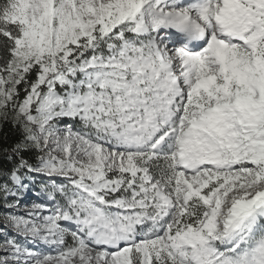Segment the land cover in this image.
<instances>
[{"label": "snow or ice", "instance_id": "1", "mask_svg": "<svg viewBox=\"0 0 264 264\" xmlns=\"http://www.w3.org/2000/svg\"><path fill=\"white\" fill-rule=\"evenodd\" d=\"M0 264H264V0H0Z\"/></svg>", "mask_w": 264, "mask_h": 264}, {"label": "trees", "instance_id": "2", "mask_svg": "<svg viewBox=\"0 0 264 264\" xmlns=\"http://www.w3.org/2000/svg\"><path fill=\"white\" fill-rule=\"evenodd\" d=\"M7 134L9 136V142H11L14 137L11 135V131L9 128L5 127L2 131H0V140L3 139L4 135Z\"/></svg>", "mask_w": 264, "mask_h": 264}, {"label": "rangeland", "instance_id": "3", "mask_svg": "<svg viewBox=\"0 0 264 264\" xmlns=\"http://www.w3.org/2000/svg\"><path fill=\"white\" fill-rule=\"evenodd\" d=\"M0 211H2V210H0Z\"/></svg>", "mask_w": 264, "mask_h": 264}]
</instances>
